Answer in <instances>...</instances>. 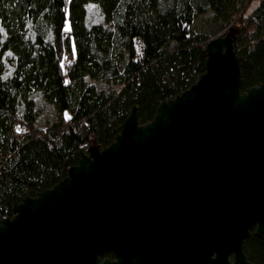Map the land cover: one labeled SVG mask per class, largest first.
I'll use <instances>...</instances> for the list:
<instances>
[{
    "label": "water",
    "instance_id": "water-1",
    "mask_svg": "<svg viewBox=\"0 0 264 264\" xmlns=\"http://www.w3.org/2000/svg\"><path fill=\"white\" fill-rule=\"evenodd\" d=\"M235 30L210 39L205 71L141 124L92 139L67 175L0 220V264H249L264 232V83L241 90ZM166 260V261H165Z\"/></svg>",
    "mask_w": 264,
    "mask_h": 264
},
{
    "label": "trees",
    "instance_id": "trees-1",
    "mask_svg": "<svg viewBox=\"0 0 264 264\" xmlns=\"http://www.w3.org/2000/svg\"><path fill=\"white\" fill-rule=\"evenodd\" d=\"M231 27L245 91L264 83V0H0V220L63 179L92 139L109 145L133 105L151 121ZM244 251L264 264V232Z\"/></svg>",
    "mask_w": 264,
    "mask_h": 264
},
{
    "label": "rangeland",
    "instance_id": "rangeland-1",
    "mask_svg": "<svg viewBox=\"0 0 264 264\" xmlns=\"http://www.w3.org/2000/svg\"><path fill=\"white\" fill-rule=\"evenodd\" d=\"M88 19H89L90 22H97V21L101 20V14L99 13V11L97 10L96 7L89 6ZM227 30L219 32L218 35H222Z\"/></svg>",
    "mask_w": 264,
    "mask_h": 264
},
{
    "label": "flooded vegetation",
    "instance_id": "flooded-vegetation-1",
    "mask_svg": "<svg viewBox=\"0 0 264 264\" xmlns=\"http://www.w3.org/2000/svg\"><path fill=\"white\" fill-rule=\"evenodd\" d=\"M105 260H108L110 262H114V261H116V257L112 253H107L104 256L100 257L98 264H104ZM154 264H167V263L163 262L162 260H158Z\"/></svg>",
    "mask_w": 264,
    "mask_h": 264
},
{
    "label": "snow or ice",
    "instance_id": "snow-or-ice-1",
    "mask_svg": "<svg viewBox=\"0 0 264 264\" xmlns=\"http://www.w3.org/2000/svg\"><path fill=\"white\" fill-rule=\"evenodd\" d=\"M66 30H67V28H66Z\"/></svg>",
    "mask_w": 264,
    "mask_h": 264
}]
</instances>
